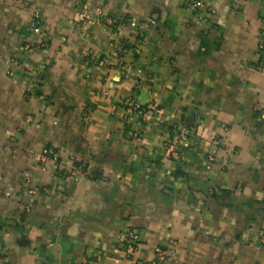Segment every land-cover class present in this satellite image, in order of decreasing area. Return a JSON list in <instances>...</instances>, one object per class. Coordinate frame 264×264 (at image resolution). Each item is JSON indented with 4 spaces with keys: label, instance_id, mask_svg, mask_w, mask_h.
Here are the masks:
<instances>
[{
    "label": "crops",
    "instance_id": "crops-1",
    "mask_svg": "<svg viewBox=\"0 0 264 264\" xmlns=\"http://www.w3.org/2000/svg\"><path fill=\"white\" fill-rule=\"evenodd\" d=\"M202 1L212 15L187 0H0L3 264H149L158 250L159 264H264V0ZM82 8L134 26L86 31ZM127 98L153 105L142 128L122 120Z\"/></svg>",
    "mask_w": 264,
    "mask_h": 264
},
{
    "label": "built area",
    "instance_id": "built-area-1",
    "mask_svg": "<svg viewBox=\"0 0 264 264\" xmlns=\"http://www.w3.org/2000/svg\"><path fill=\"white\" fill-rule=\"evenodd\" d=\"M186 5L191 10H201L203 9L207 14L212 15L214 10L211 7L206 6V4L202 0H187ZM81 14L83 15L82 25L84 26V30H88L90 27L94 25H102V24H113V23H127L131 26H134V22L131 19H127L125 17L121 18H114L113 16H104L102 11L99 9L95 10L94 15H89L85 11V9H81ZM37 16H33L30 19V27L33 32L39 34L40 27L38 25ZM261 40L257 44V52H258V59L254 64V69L258 72L264 73V27L260 30ZM45 39V38H44ZM138 41L135 39L136 47ZM23 66L27 70L28 74H33V68L27 64L23 63ZM124 111L122 112V120H129L133 118L138 123L139 128H142L147 112L153 109V105L151 103H146L144 105L139 104L132 98L124 99L123 102ZM27 123L31 122V116H27L26 120ZM135 140H140L141 134L140 131H136L131 134ZM191 135L190 128L187 127H179L173 130L171 133L168 141H167V154L173 160L178 161L181 157V154L187 148L189 139ZM218 143V140L215 141ZM50 157L56 160V153L53 149L49 147H44L41 152V158L44 160L45 158ZM211 161V159H209ZM69 175L72 178H78L79 176L84 175V170L79 166H75L69 171ZM20 194L22 197L31 195L34 192V189L30 188L29 181L24 177L21 181L20 185ZM15 189L7 188L4 191V196L9 197L15 194ZM256 241L258 242L259 246L264 249V230H258L256 236ZM119 241L123 246L125 256L127 258H132L135 254L139 243V234L134 231H126L120 234ZM171 255V252H165L162 250H158L157 254L155 255L154 259L149 262V264H159V262L163 261L166 257ZM4 259L0 254V264H3Z\"/></svg>",
    "mask_w": 264,
    "mask_h": 264
}]
</instances>
